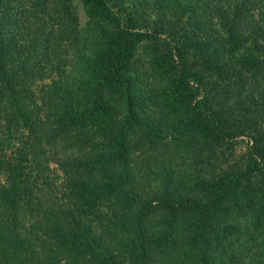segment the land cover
Masks as SVG:
<instances>
[{
    "label": "trees",
    "instance_id": "trees-1",
    "mask_svg": "<svg viewBox=\"0 0 264 264\" xmlns=\"http://www.w3.org/2000/svg\"><path fill=\"white\" fill-rule=\"evenodd\" d=\"M80 3L0 0V264H264V0Z\"/></svg>",
    "mask_w": 264,
    "mask_h": 264
},
{
    "label": "rangeland",
    "instance_id": "rangeland-1",
    "mask_svg": "<svg viewBox=\"0 0 264 264\" xmlns=\"http://www.w3.org/2000/svg\"><path fill=\"white\" fill-rule=\"evenodd\" d=\"M74 3L77 5V11L80 17V21H81V29L82 31L85 30V26H86V21H87V16L83 10L82 4L80 3V0H74ZM40 88V85L38 86V89ZM0 130H1V124H0Z\"/></svg>",
    "mask_w": 264,
    "mask_h": 264
}]
</instances>
